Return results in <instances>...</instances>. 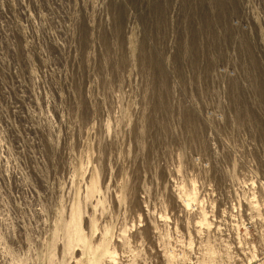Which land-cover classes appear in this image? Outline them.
<instances>
[{
    "label": "rangeland",
    "instance_id": "obj_1",
    "mask_svg": "<svg viewBox=\"0 0 264 264\" xmlns=\"http://www.w3.org/2000/svg\"><path fill=\"white\" fill-rule=\"evenodd\" d=\"M0 264H264V0H0Z\"/></svg>",
    "mask_w": 264,
    "mask_h": 264
}]
</instances>
